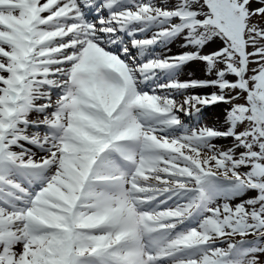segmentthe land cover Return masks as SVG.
Instances as JSON below:
<instances>
[{"label": "snow or ice", "instance_id": "snow-or-ice-1", "mask_svg": "<svg viewBox=\"0 0 264 264\" xmlns=\"http://www.w3.org/2000/svg\"><path fill=\"white\" fill-rule=\"evenodd\" d=\"M0 264H264V0H0Z\"/></svg>", "mask_w": 264, "mask_h": 264}, {"label": "bare ground", "instance_id": "bare-ground-1", "mask_svg": "<svg viewBox=\"0 0 264 264\" xmlns=\"http://www.w3.org/2000/svg\"><path fill=\"white\" fill-rule=\"evenodd\" d=\"M212 47H216V46L214 45ZM179 49H180L179 43L173 44L171 46V52L167 53V54H177L180 52V51H177ZM185 75H187V78H185L186 77ZM183 76H184V78H183ZM179 78L181 80H189V79H207L208 77L206 76V74L203 70L202 63L192 62L183 68ZM210 89L211 88L196 89L193 91L198 93V94H206ZM214 109H215V111H214ZM203 110H204L203 112L208 111V110H212V113H209V116L206 118V121L201 125H207L209 127H213V126L219 127L223 124L224 111L221 113L218 110L217 105H212V106L206 107ZM182 118L187 119L184 117H182Z\"/></svg>", "mask_w": 264, "mask_h": 264}, {"label": "rangeland", "instance_id": "rangeland-1", "mask_svg": "<svg viewBox=\"0 0 264 264\" xmlns=\"http://www.w3.org/2000/svg\"><path fill=\"white\" fill-rule=\"evenodd\" d=\"M214 46V45H213ZM216 46V45H215ZM208 93V92H207ZM217 107H219L218 108V110L222 113L223 111H224V109H226L227 107H222L221 105H217ZM214 111H215V109H214ZM216 143H218V144H224V145H228V144H230L231 143V141L230 140H219V141H217ZM250 196L251 195H254V193H250L249 194Z\"/></svg>", "mask_w": 264, "mask_h": 264}]
</instances>
